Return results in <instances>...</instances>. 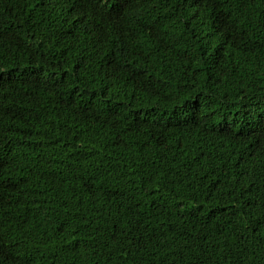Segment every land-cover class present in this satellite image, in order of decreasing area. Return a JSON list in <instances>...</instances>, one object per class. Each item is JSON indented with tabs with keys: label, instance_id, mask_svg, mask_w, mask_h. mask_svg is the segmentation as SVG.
I'll return each mask as SVG.
<instances>
[{
	"label": "trees",
	"instance_id": "trees-1",
	"mask_svg": "<svg viewBox=\"0 0 264 264\" xmlns=\"http://www.w3.org/2000/svg\"><path fill=\"white\" fill-rule=\"evenodd\" d=\"M0 264H264V0H0Z\"/></svg>",
	"mask_w": 264,
	"mask_h": 264
},
{
	"label": "bare ground",
	"instance_id": "bare-ground-1",
	"mask_svg": "<svg viewBox=\"0 0 264 264\" xmlns=\"http://www.w3.org/2000/svg\"><path fill=\"white\" fill-rule=\"evenodd\" d=\"M27 83H28V82H27ZM34 83H36V82H34ZM34 83H33V84H34ZM33 84H32V85H33ZM27 85H28V84H27ZM36 85H37V84H36ZM26 87H27V86H26ZM31 88H32V87H31ZM33 89H34V88H33ZM205 131H206V130H205ZM206 132H207V131H206ZM201 134H202V133H201ZM195 135H196V134H195ZM198 136H199V134H198ZM202 136H203V135H202ZM204 139H205V137H204ZM199 144H200V143H199ZM191 145H192V144H191ZM191 145H190V146H191ZM193 145H194V144H193ZM201 146H202V145H201ZM188 148H190V147H188ZM186 151H188V150H186ZM183 221H184V220H183Z\"/></svg>",
	"mask_w": 264,
	"mask_h": 264
}]
</instances>
